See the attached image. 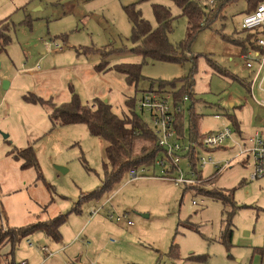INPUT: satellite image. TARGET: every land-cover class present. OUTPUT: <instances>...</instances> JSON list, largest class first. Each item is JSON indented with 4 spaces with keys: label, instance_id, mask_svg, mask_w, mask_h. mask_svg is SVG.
I'll return each mask as SVG.
<instances>
[{
    "label": "rangeland",
    "instance_id": "374dc122",
    "mask_svg": "<svg viewBox=\"0 0 264 264\" xmlns=\"http://www.w3.org/2000/svg\"><path fill=\"white\" fill-rule=\"evenodd\" d=\"M136 2L0 0V21L9 18L11 23V41L0 47V224L10 229L66 217L58 229L59 241L43 233L31 234L15 246L12 257L19 263L42 264L40 249L45 246L56 253L47 264H254L248 241L257 244L264 239V178L250 180L251 159L242 163L243 158L236 156L238 148L229 141L217 149H197V156L210 155L214 165L197 169L195 178L201 182L194 188L162 178L157 166L136 179L126 172L109 191L93 197L90 194L102 186L107 142L90 136L86 125L52 123L49 107L23 99L33 94L60 105L74 91L82 105L106 101L121 117L132 111L128 100L139 99L149 88L158 89L160 81L172 82L192 73V112L198 118L199 134L228 127L236 143L248 142L254 131L263 128L264 107L256 101L264 102V94L253 83L255 66L247 69L239 48L218 35H244L239 32L247 15L245 1L227 4L220 20L195 36L180 55L186 58L180 63L143 60L131 52V27L123 8ZM153 3L168 7L176 17L168 41L173 46L183 43L188 26L180 10L167 0L143 1L138 8L152 27L156 25ZM83 48L120 52L105 58V68L95 71L103 62L100 52ZM128 63L140 65L141 75L129 86L114 70L115 65ZM190 107L188 103L185 108ZM134 112L149 122L146 114ZM184 119L189 139L187 114ZM27 147L33 149L36 169L21 170L10 155ZM178 165L189 173L186 161ZM226 189H234L240 207L233 217L229 250L219 238L224 212L230 207L224 209L206 193ZM26 240L33 248L26 246ZM0 264H5L4 258Z\"/></svg>",
    "mask_w": 264,
    "mask_h": 264
},
{
    "label": "trees",
    "instance_id": "16d2710c",
    "mask_svg": "<svg viewBox=\"0 0 264 264\" xmlns=\"http://www.w3.org/2000/svg\"><path fill=\"white\" fill-rule=\"evenodd\" d=\"M143 1L150 0H138V2L126 5L123 8V12L131 27L129 41L132 43L131 52L142 58L151 59L159 62L180 63L186 60L182 55L185 51H188L190 44L195 36L204 27H208L211 22L220 20L223 8L235 2V0H167L174 4L178 10H180V17H184L187 21V35L183 43L178 45H172L168 41V35L172 31V23L176 17L172 16L168 7L160 4L153 3L151 5V11H153V17L155 20V27H152L150 23L142 16L138 5ZM245 2V14H249L256 9L255 7L263 4L264 0H244ZM253 7V8H252ZM11 23L9 18L0 21V47L4 49L11 41L8 35V30ZM221 31V30H220ZM219 31V32H220ZM239 33H244L243 36L236 38H229L223 34H217L222 37L223 40H227L231 44L239 48L240 54L246 50H252L255 47V38L261 33L255 30L246 31L241 28ZM243 40V41H242ZM85 52H100V56L103 62L95 66V71H102L106 65V59L108 56L120 52L117 49H102L94 50L91 48H83ZM120 50V49H119ZM114 70L123 75L125 83L129 86L140 79V65L128 63L118 64L114 66ZM217 70V68H216ZM179 83L180 87H175ZM194 80L193 74L190 73L188 78L178 79L172 82L160 81L158 83V89L149 88L148 91H164L167 87L173 89L168 91L172 95V103L174 107H182L179 113L175 115V130L179 137H183L184 134V122L185 115H188V134L190 142V152L187 155L191 162L193 169L197 170V149L200 148V139L203 134L198 132V118L193 110L194 99L192 97L194 92ZM186 97L187 101L183 102V98ZM26 103L32 105H40L50 108L48 119L52 123H59L60 125L68 124H81L86 125L88 133L92 137L103 138L107 142V146L104 149L106 156V163L102 165L104 168V177L102 178V186L96 192L90 194V196H99L101 192L109 191L122 176L132 169H138L141 167L152 168L155 161L163 158V150H160L157 145L156 137L149 126L150 122L142 120L133 111L132 102H126L128 109L132 110L129 115H122L119 117L112 111V106L106 101L94 100L92 105H85L80 102L79 97L74 91H71L70 100L67 103L56 105L50 100H44L41 97L33 94L24 95L23 97ZM190 103L191 107L185 108L186 104ZM142 114V113H141ZM12 158L20 163V169L37 168L36 157L31 147L24 148L20 151H14L10 154ZM200 177V172L197 174ZM194 188V186H187ZM198 188V187H196ZM199 191V190H198ZM200 191H202L200 189ZM210 194L214 200H218L222 203L224 209L229 206L224 212L226 214L225 220L222 222L223 231L219 238L220 243L229 250L232 247V232L234 225L233 217L240 209L236 206L234 201V189H226L225 191H206ZM64 215H58L56 218L47 220L40 223L28 224L25 227L2 229L0 227V260L3 257L1 250L4 246H9L10 252L7 255L9 261L6 264H17L14 262L12 253L15 246L23 240L26 236L34 233H43L47 238L53 242L59 241L61 238L59 227L65 222ZM264 253V249L261 250Z\"/></svg>",
    "mask_w": 264,
    "mask_h": 264
},
{
    "label": "built area",
    "instance_id": "2783aa9c",
    "mask_svg": "<svg viewBox=\"0 0 264 264\" xmlns=\"http://www.w3.org/2000/svg\"><path fill=\"white\" fill-rule=\"evenodd\" d=\"M255 8V10L243 16L240 24L241 28L246 31L255 30L261 34L255 38L256 48L245 51V53L243 52L240 55L245 61L247 69H252L253 65L255 66L256 71L254 72L253 83L257 82L261 92L264 94V5L260 4ZM186 101L187 99L184 97L183 102ZM131 102L134 107V111H139L143 115H147L150 122L149 126L156 137L158 148L163 150V158L156 160L152 168L157 166L160 167L162 178L170 179L176 186H194L195 184H199L201 180L195 178L197 170L193 169L191 162L187 157L191 150L189 139L185 135L180 138L179 135L176 134V130L174 128V117L176 113L181 111L182 107H174L171 93L167 90L160 92L157 90L146 91L139 99L136 100L134 98ZM256 103L257 105L264 107V102L256 101ZM180 140H185L187 143L181 144ZM226 141H229L230 144L238 148L237 156L248 155L251 159L252 170L249 175L251 181L264 178V143L262 142L258 132L255 133L254 139L251 141V145L244 146L242 143H236L231 130L228 127H224L221 131L209 132L208 134L203 135L200 139V149H217L220 148ZM180 152H183L185 156L181 157L179 155ZM207 157L198 156L196 163L197 169L200 167L205 168L209 164L214 165L210 155ZM181 160L186 161L189 173L184 174L180 165H178ZM226 165L228 164L225 162L224 166ZM217 169L220 170L221 168ZM147 171L153 170L141 167L138 169H132L128 172V174L131 179H136L139 177H146L145 173ZM193 204L195 205L194 202ZM110 218H112V216H110ZM119 219L120 218L118 217L117 221ZM27 243L31 245L30 241H27ZM41 250L43 252H47L46 247H42ZM19 264L28 263L22 261Z\"/></svg>",
    "mask_w": 264,
    "mask_h": 264
},
{
    "label": "crops",
    "instance_id": "0c3cea01",
    "mask_svg": "<svg viewBox=\"0 0 264 264\" xmlns=\"http://www.w3.org/2000/svg\"><path fill=\"white\" fill-rule=\"evenodd\" d=\"M240 54V53H239ZM130 100H128L127 102H129ZM255 102V101H254ZM263 126V128L260 130V131H258V130H256V131H254V135H255V133L256 132H258L259 133V136H260V138H261V140H262V142L264 143V124L262 125ZM241 132H239V134H240ZM261 133L263 134L262 136H261ZM254 135L249 139V141L248 142H245V141H242L241 143L244 145V146H250L251 145V141L254 139ZM248 143H249V145H248ZM236 156H237V153H236ZM239 157H242L243 159L241 160V162L242 163H248L249 162V156L248 155H240ZM251 170H252V166H251ZM251 173V172H250ZM201 177V176H200ZM201 179V178H200ZM207 180V179H206ZM0 227L1 228H3V225L2 224H0ZM27 241H29V240H26V246H29V248H33V247H31V245H29L28 243H27ZM31 243V242H30ZM248 244H249V246H248V250H251V253H249V254H251V255H253V256H255V258H254V264H264V253H261V250L262 249H264V239H263V242L262 243H257V244H253L251 241H248ZM5 247L6 248H8V250H10L11 248H9V246H4L3 247V249L1 250V255L3 256L2 257V259L4 258V260H5V264L9 261V258H8V252L7 251H5L4 249H5ZM42 247H45V246H42ZM41 247V248H42ZM47 248V252H43L41 249V254H42V257H41V263L42 264H47V263H49V261H51V259H53V257L56 255V253H53V252H50L49 251V248L48 247H46ZM259 255V256H258ZM14 260V259H13ZM253 260V259H252ZM22 261H27V260H22ZM15 262V261H14ZM15 263H17V264H19V262H15ZM28 263V262H27ZM29 264V263H28Z\"/></svg>",
    "mask_w": 264,
    "mask_h": 264
},
{
    "label": "water",
    "instance_id": "95a60500",
    "mask_svg": "<svg viewBox=\"0 0 264 264\" xmlns=\"http://www.w3.org/2000/svg\"><path fill=\"white\" fill-rule=\"evenodd\" d=\"M3 138H7V136H3ZM59 169H61V168H59ZM61 170H63V169H61Z\"/></svg>",
    "mask_w": 264,
    "mask_h": 264
}]
</instances>
